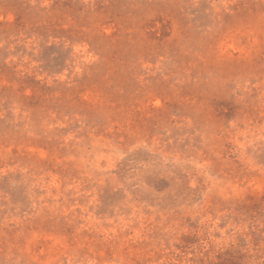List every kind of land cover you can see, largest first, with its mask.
<instances>
[{"label":"rangeland","instance_id":"1","mask_svg":"<svg viewBox=\"0 0 264 264\" xmlns=\"http://www.w3.org/2000/svg\"><path fill=\"white\" fill-rule=\"evenodd\" d=\"M0 264H264V0H0Z\"/></svg>","mask_w":264,"mask_h":264}]
</instances>
